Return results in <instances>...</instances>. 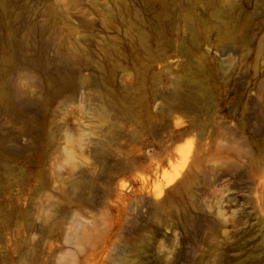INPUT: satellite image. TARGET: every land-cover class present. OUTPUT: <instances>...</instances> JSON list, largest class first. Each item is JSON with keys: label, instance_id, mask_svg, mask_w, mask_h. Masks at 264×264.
<instances>
[{"label": "rangeland", "instance_id": "1", "mask_svg": "<svg viewBox=\"0 0 264 264\" xmlns=\"http://www.w3.org/2000/svg\"><path fill=\"white\" fill-rule=\"evenodd\" d=\"M14 40L48 72L0 65V264H264V0H0Z\"/></svg>", "mask_w": 264, "mask_h": 264}, {"label": "bare ground", "instance_id": "2", "mask_svg": "<svg viewBox=\"0 0 264 264\" xmlns=\"http://www.w3.org/2000/svg\"><path fill=\"white\" fill-rule=\"evenodd\" d=\"M23 44L19 40L13 41V47H12V55L5 59L0 60V65L5 63L9 66H19L20 64H24L30 68H33L36 71L41 72L42 74H46L48 72V67L45 63L37 62L34 58H26L23 62L20 63V60H17V56L19 55V50L22 48ZM21 51V50H20ZM20 57V56H19ZM70 83L69 75L65 72H59L56 73L51 78H48L46 81L47 88L49 90V93L51 95H55L59 93L63 88H65ZM0 95L5 99L8 106H10L11 109H14L17 115H21L25 109V105H21L17 101V93L14 91H11L10 88L7 85L0 84ZM175 100L176 105L179 108L185 109L186 111L191 110L192 101L191 97L189 95L180 94L179 92L175 93ZM169 106V105H168ZM191 131L186 130L185 134H190ZM187 147H183V149L179 148V150L176 151V158L178 160L177 164L172 165L171 168V174L169 176H165L160 180L157 175V170L159 167H155V174L154 178L156 180L155 185V193L158 195H161L162 193H168L171 191H175L178 187L186 188L188 184V174L191 172L193 168L198 167V159H192L190 161V152ZM192 153V152H191ZM176 161V160H175ZM171 165V164H170ZM169 165V166H170ZM161 177V176H160ZM164 195V194H163ZM161 198V197H160ZM259 205L260 207L264 208V196H261L259 199ZM164 206L162 204H158L157 208H162ZM156 210V209H154ZM153 210V211H154ZM158 210V209H157ZM190 219V218H189Z\"/></svg>", "mask_w": 264, "mask_h": 264}]
</instances>
